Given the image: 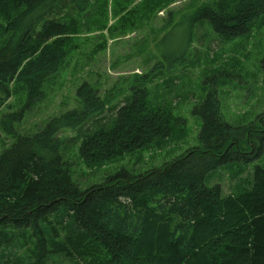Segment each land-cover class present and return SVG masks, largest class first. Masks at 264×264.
<instances>
[{"label":"trees","instance_id":"trees-1","mask_svg":"<svg viewBox=\"0 0 264 264\" xmlns=\"http://www.w3.org/2000/svg\"><path fill=\"white\" fill-rule=\"evenodd\" d=\"M135 1L0 0V27L9 32L0 40V108L10 97L18 100L0 117V137H14L0 150V229L39 223V230L31 227L35 241L26 264H264V128L255 119L227 120L214 86L192 110L201 119L199 146L137 174L120 168L100 181L94 177L84 188L73 179L76 157L93 169L161 147L185 126L169 101L148 99L150 72L133 73L115 87L124 93L122 102L115 101L113 85L100 93L98 80H83L75 88L76 107L51 116L36 132H15L24 115L43 104L46 84L86 45V36L141 29L134 26L148 24L171 0ZM192 11L186 14L190 28L207 21L224 39L247 35L259 18L264 22V0H208ZM108 12H114L111 24ZM169 15L160 31L174 22ZM65 129L75 134L62 135ZM255 161L228 195L219 182L207 183L216 168ZM5 236L0 245L10 239ZM10 252L0 264L13 262L17 253Z\"/></svg>","mask_w":264,"mask_h":264},{"label":"rangeland","instance_id":"rangeland-1","mask_svg":"<svg viewBox=\"0 0 264 264\" xmlns=\"http://www.w3.org/2000/svg\"><path fill=\"white\" fill-rule=\"evenodd\" d=\"M140 1L136 0L135 4ZM203 1L208 0H171L167 7L151 17L148 24L140 23L134 26L142 27L141 29L127 31L121 36H114V32L110 35L109 31L104 29V37L97 31L86 36V45L69 57L64 63V68L46 84V98L43 104L32 108L24 115L22 121L14 126L16 134L36 132L51 116L76 107L75 88L83 80H98L102 84L100 93L113 85L110 91L115 101L122 102L124 93L116 92L115 87L128 81L133 73L150 72L151 79L146 84L148 99L151 103L156 101V97L169 101L174 112L186 120L185 126L178 128L175 137L169 138L161 147L155 145L137 149L93 169L85 168L76 157L73 179L84 188L92 183L94 177L100 181L104 175L120 168L137 174L199 146L201 119L192 110L211 86L217 90L220 108L227 120L238 119L237 122L246 123L254 119L255 114L264 107V69L261 66L264 55L263 19L255 20L247 35L224 39L213 31L207 21L191 28L188 26V13L193 12L192 10ZM169 12L175 17L174 22L160 31L162 24L170 18ZM107 20L109 24L114 22V12L107 13ZM8 35L9 32L2 31L0 27V40ZM83 36L81 35V38ZM104 41L105 45L100 44L98 51L93 52V47ZM7 104L0 108V117L8 112L10 107H15L18 100L15 96L10 97ZM19 108L11 111H17ZM74 134L73 130L62 131V135L68 137ZM7 138L0 137V150L3 145L14 139L12 135ZM260 162H264V159ZM255 163L259 162L241 167L216 168L211 172L207 183L219 182L223 194L228 195L243 185ZM228 172L238 174L234 178L227 174ZM12 226L10 223L8 227L0 229L2 238H6L5 234L10 238L0 245L1 263L13 253L10 251H15L17 256L12 257L13 262L10 264H17L18 256L24 259L30 255L31 251L27 250L29 241H35L32 226ZM36 226L38 227L39 223H36ZM37 227L32 228L39 230ZM15 234L25 244L20 246L18 238L19 245L10 249ZM30 246L31 244V249ZM2 251L5 255L1 254ZM28 261L24 259L22 262L26 264Z\"/></svg>","mask_w":264,"mask_h":264},{"label":"flooded vegetation","instance_id":"flooded-vegetation-1","mask_svg":"<svg viewBox=\"0 0 264 264\" xmlns=\"http://www.w3.org/2000/svg\"><path fill=\"white\" fill-rule=\"evenodd\" d=\"M255 120L260 124L262 128H264V107L255 114Z\"/></svg>","mask_w":264,"mask_h":264}]
</instances>
